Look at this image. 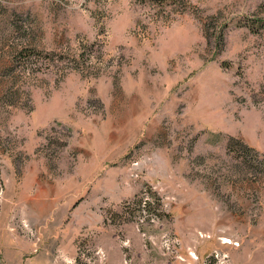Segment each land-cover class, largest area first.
Returning <instances> with one entry per match:
<instances>
[{"label": "rangeland", "instance_id": "1", "mask_svg": "<svg viewBox=\"0 0 264 264\" xmlns=\"http://www.w3.org/2000/svg\"><path fill=\"white\" fill-rule=\"evenodd\" d=\"M0 264H264V0H0Z\"/></svg>", "mask_w": 264, "mask_h": 264}, {"label": "trees", "instance_id": "2", "mask_svg": "<svg viewBox=\"0 0 264 264\" xmlns=\"http://www.w3.org/2000/svg\"><path fill=\"white\" fill-rule=\"evenodd\" d=\"M141 1H143V0H141ZM144 1H149L151 3H155V5H164L165 1L167 2L169 0H144ZM176 1L177 0H171L172 3H175ZM232 141H233L232 138L229 139V141H228L229 147L232 146Z\"/></svg>", "mask_w": 264, "mask_h": 264}, {"label": "bare ground", "instance_id": "3", "mask_svg": "<svg viewBox=\"0 0 264 264\" xmlns=\"http://www.w3.org/2000/svg\"><path fill=\"white\" fill-rule=\"evenodd\" d=\"M230 241V240H229Z\"/></svg>", "mask_w": 264, "mask_h": 264}]
</instances>
